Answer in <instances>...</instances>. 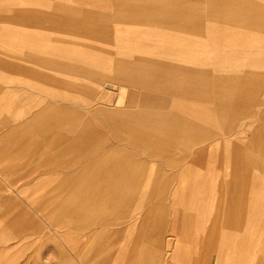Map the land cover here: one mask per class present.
Instances as JSON below:
<instances>
[{"label": "crops", "instance_id": "1", "mask_svg": "<svg viewBox=\"0 0 264 264\" xmlns=\"http://www.w3.org/2000/svg\"><path fill=\"white\" fill-rule=\"evenodd\" d=\"M80 5L0 7V37L26 57L0 68L60 101L29 105L27 137L0 134V264H184L195 222V264H264V0ZM115 83L127 108L103 101Z\"/></svg>", "mask_w": 264, "mask_h": 264}, {"label": "rangeland", "instance_id": "2", "mask_svg": "<svg viewBox=\"0 0 264 264\" xmlns=\"http://www.w3.org/2000/svg\"><path fill=\"white\" fill-rule=\"evenodd\" d=\"M8 2V3H7ZM15 2L12 5L11 0H0V7H28L31 8V11H35L36 9L39 8H52L54 9L58 5H67L71 6L74 3L78 4H86L87 0H13ZM80 5V6H84ZM52 35H56L54 32H50ZM50 33H47L48 35ZM63 34H69L66 32H63ZM1 35V34H0ZM65 38V36H63ZM69 40V38H68ZM64 44H69V42H64ZM70 46L67 45V47H59L57 46L56 48H52L50 50L56 51L58 50V55H69L71 49L69 48ZM24 50L23 47L18 44V42H12L8 41L2 36L0 37V59H6V60H13V61H21L25 64L26 57H21L20 53ZM47 54L49 51H47ZM28 84L26 81H23L21 78L16 77L14 74H12L9 71L4 70L3 68H0V134L4 135H9L11 137L14 136H25V132H22L20 130V125H25L24 120L26 119L27 115L29 114L28 112V107L29 105L32 106V109L35 108V104L37 102L40 103H49V102H54V103H60L59 99L51 94L47 89L40 88L36 85H30L29 86V91L30 93H23L22 91H19L23 88V85ZM116 86L115 88H105L104 90L106 91L104 102L106 107L108 108H127L128 107V101L130 97V90L128 87H126V90H121L120 86L118 83H115ZM35 86V87H34ZM119 99L121 100L120 103L118 102ZM95 121H100L103 118L100 117H94L93 118ZM99 124V123H98ZM93 124L90 129H94L95 131H98L94 141H97L98 138L105 139L107 143L113 142L114 141V136L109 132L110 127L107 124ZM26 127V126H25ZM14 129V130H13ZM37 129V127H36ZM60 129L58 126L54 128V130ZM63 129H68V127H63ZM31 143H29V147L31 148V152L38 151V152H46V157H47V167L52 166V167H59V161L60 158L56 156V152L54 148L51 146H45V142L43 140H35V139H30L28 140ZM32 144V145H31ZM210 159L208 160L207 164V170H210L211 173H219V171L222 169L225 170L226 167L225 165L221 166L219 164V159L220 155L219 153L212 151L209 155ZM65 164V162H64ZM62 166V165H61ZM198 167V164L194 163V170ZM64 174L65 172H69V168L63 167ZM143 210V209H141ZM139 211V209H138ZM137 211V212H138ZM138 213L134 212V215ZM199 223H194V228L192 229L191 232L189 233V238L186 241L187 244V254L183 259V263L187 264L192 263L195 264L198 254L201 253V250L199 249V240L201 237V233L195 230V227ZM120 225V224H119ZM119 225L111 224V229L112 231L116 230L119 228ZM206 225V224H205ZM167 236L173 237L175 236V223L173 222L172 225L170 226ZM171 244V245H170ZM116 246H122V243H118ZM169 247L172 246V243L168 244ZM203 246V245H202ZM173 247V246H172ZM114 252L118 253L119 249L118 247L113 250ZM117 257V256H116ZM99 257L96 256V260ZM210 260L212 259V264H216L218 261V255H210L208 257ZM228 258V260H227ZM236 256L232 257H224L223 260L225 263L232 264L234 262H231L230 259L236 260ZM79 262L81 263H86V257L78 255L75 257ZM117 259V258H116ZM182 262V261H181ZM117 263V262H116Z\"/></svg>", "mask_w": 264, "mask_h": 264}, {"label": "bare ground", "instance_id": "3", "mask_svg": "<svg viewBox=\"0 0 264 264\" xmlns=\"http://www.w3.org/2000/svg\"><path fill=\"white\" fill-rule=\"evenodd\" d=\"M147 93V92H146Z\"/></svg>", "mask_w": 264, "mask_h": 264}]
</instances>
